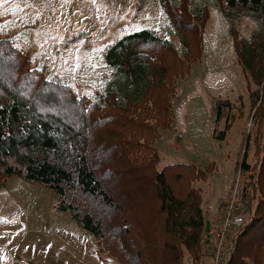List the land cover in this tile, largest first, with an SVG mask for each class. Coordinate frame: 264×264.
Listing matches in <instances>:
<instances>
[{"label":"trees","instance_id":"obj_1","mask_svg":"<svg viewBox=\"0 0 264 264\" xmlns=\"http://www.w3.org/2000/svg\"><path fill=\"white\" fill-rule=\"evenodd\" d=\"M212 4L229 18L232 11L257 16L264 27V0H161L183 52L152 29L125 35L104 53L113 81L91 104L65 84L22 73L21 59L0 37V188L20 175L52 189L58 209L70 211L96 237L99 252L120 264H205L208 218L196 184L212 170L183 162L159 168L154 145L173 121L181 81L201 59ZM252 42L249 65L255 62L260 84L264 28ZM229 129L226 124L215 136L224 140ZM97 133L107 142L95 141ZM252 139L249 134L238 161L252 172L244 181L247 222L229 264H264V137L253 139L257 167ZM114 153L126 175L111 192L106 182L119 164L106 157ZM143 212L154 215L151 236Z\"/></svg>","mask_w":264,"mask_h":264},{"label":"rangeland","instance_id":"obj_2","mask_svg":"<svg viewBox=\"0 0 264 264\" xmlns=\"http://www.w3.org/2000/svg\"><path fill=\"white\" fill-rule=\"evenodd\" d=\"M232 14L229 18L222 8L211 5L201 59L181 81L173 121L154 145L161 158L159 168L183 162L212 170L208 181L196 186L202 188L205 211L208 204L213 215L232 183L246 138L264 137V80L258 84L257 66L249 65L252 41L264 27L250 13ZM142 29L156 31L183 52L181 35L161 0H0V37L21 59L22 73L65 84L89 104L113 81L106 50ZM226 124H230L227 139L220 140L215 135ZM253 139L250 160L257 167L260 158H255ZM107 140V135L97 133L95 141ZM107 155L119 164L106 182L113 192L114 183L126 175L125 164L117 153ZM4 183L0 264H120L114 256L99 252L96 237L70 211L58 209L59 198L52 189L20 175ZM143 215L150 218L145 233L151 236L154 215ZM208 249L204 261L212 264Z\"/></svg>","mask_w":264,"mask_h":264},{"label":"built area","instance_id":"obj_3","mask_svg":"<svg viewBox=\"0 0 264 264\" xmlns=\"http://www.w3.org/2000/svg\"><path fill=\"white\" fill-rule=\"evenodd\" d=\"M251 174V171L244 170L242 163L238 165L232 177L227 199L209 219L210 231L206 233L205 240L212 264H229L231 260L234 245L247 222L244 181Z\"/></svg>","mask_w":264,"mask_h":264},{"label":"crops","instance_id":"obj_4","mask_svg":"<svg viewBox=\"0 0 264 264\" xmlns=\"http://www.w3.org/2000/svg\"><path fill=\"white\" fill-rule=\"evenodd\" d=\"M227 139V136H226V138L224 139V140H226ZM170 164H172V163H170ZM237 165H238V163H237ZM234 174V173H233ZM231 182H232V180H231ZM230 186H231V184H230ZM229 189H230V187H229ZM229 189H228V191H227V193H226V195H225V197L221 200V202H220V205L227 199V197H228V193H229ZM220 205L218 206V209H219V207H220ZM218 211V210H217ZM216 211V212H217ZM206 213H207V218H208V220L209 219H211L216 213H214V215H213V212H211V209H209V205L207 204V206H206Z\"/></svg>","mask_w":264,"mask_h":264},{"label":"water","instance_id":"obj_5","mask_svg":"<svg viewBox=\"0 0 264 264\" xmlns=\"http://www.w3.org/2000/svg\"><path fill=\"white\" fill-rule=\"evenodd\" d=\"M210 221L208 220L207 222H206V229H205V232L206 233H208L209 231H210Z\"/></svg>","mask_w":264,"mask_h":264}]
</instances>
